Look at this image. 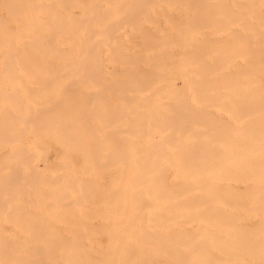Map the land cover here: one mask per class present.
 I'll use <instances>...</instances> for the list:
<instances>
[{
  "label": "bare ground",
  "instance_id": "6f19581e",
  "mask_svg": "<svg viewBox=\"0 0 264 264\" xmlns=\"http://www.w3.org/2000/svg\"><path fill=\"white\" fill-rule=\"evenodd\" d=\"M3 172L0 264H264V0H0Z\"/></svg>",
  "mask_w": 264,
  "mask_h": 264
},
{
  "label": "rangeland",
  "instance_id": "374dc122",
  "mask_svg": "<svg viewBox=\"0 0 264 264\" xmlns=\"http://www.w3.org/2000/svg\"><path fill=\"white\" fill-rule=\"evenodd\" d=\"M0 174H2V175L4 174V175H5L6 173L3 172V173H0ZM7 175H8V174H7ZM1 178H2V179H1L0 181H3V179H4V180H5V179H8V178H6V175H5V176H1ZM3 193H4L3 197L6 196L7 199H8L9 201L12 200V202L10 201L12 204L14 203V201L16 202L15 205H14V204L12 205V204H11L10 202H8V200H7V202H6V206H7V207L4 206V209L6 208V209H5L6 211L9 210V211H8L9 213H8V212H7V213H8V214H11V213H13V212L15 211V208H12V206H14V207L16 206V210H17V208H18V207H17V206H18L17 204H20V202L22 201V199H21V198L19 199V197H18V198H15V199H10V194H9L8 192H3ZM10 205H12V206H10ZM23 205H24V204H23ZM23 205H22V207H25V206H26V207H25L26 209H30L29 204H27V205H25V206H23ZM9 207L12 208L11 210L14 209L13 212H11V210H10ZM4 209H2V210H4ZM5 210H4V212H3V211L1 212L2 215L0 214V218H1V220H0V224H1V225H0V229H6V230L3 231L2 234H4V236H5V235L8 236V234H9V236H10L11 238H13L12 235H14V239H15V237H17L16 235H19L17 238H19L18 241H19L20 244H21V243L24 242V240L27 238L26 236H29V235H26V234H25V232H27V230L25 231V230L23 229V227H20L19 225H17V226H19L20 228L17 227L16 224L13 223L14 221L11 223L8 219H5V218H8V217H7L8 214H6V211H5ZM17 211H18V210H17ZM10 212H11V213H10ZM18 212H19V211H18ZM13 214H14V213H13ZM13 214H11V215H13ZM16 215H17V214H16ZM20 215H21V213H18V216H19L18 218H19V219H20ZM1 216H2V217H1ZM9 217H10V216H9ZM25 217H26V216H25ZM25 217H21V220H22V218H25ZM28 217H29V216H28ZM19 219H18V220H19ZM25 219H26V218H25ZM21 220H20V221H21ZM4 222H5V223H4ZM9 223H10V224H9ZM92 223H96V226H97V225H98L97 223H99V221H98V220H94V222H93V220H92ZM2 224H4V225H2ZM8 224H9V225H8ZM57 224H59V223H57ZM2 226H3V227H2ZM96 226L94 225V227H92V228L95 229ZM4 227H5V228H4ZM97 227L100 228L99 226H97ZM97 227H96V229H98ZM9 228H10V230H9ZM11 229H12L13 231H12ZM21 229H22V230H21ZM8 230H9V231H8ZM23 230H24V232H23ZM7 231H8V233H7ZM17 231H18V234L15 233V232H17ZM11 232H13V233H11ZM10 233H11L12 235H11ZM14 233H15L16 235H15ZM25 235H26V236H25ZM6 236H5V237H6ZM23 236H24V239L22 240ZM17 238L15 239L16 241H17ZM21 240H22V242H21ZM16 241H15V242H16ZM17 243H18V242H16V244H17ZM24 243H25V242H24ZM14 244H15V243H14ZM18 245H19V244H18ZM18 245H16V246H18ZM18 253H19V252H18ZM19 254H20V253H19Z\"/></svg>",
  "mask_w": 264,
  "mask_h": 264
}]
</instances>
